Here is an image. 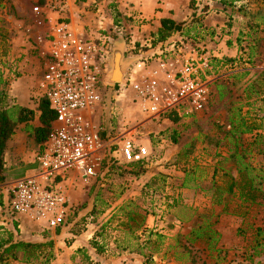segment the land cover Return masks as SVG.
Wrapping results in <instances>:
<instances>
[{"label": "rangeland", "instance_id": "rangeland-1", "mask_svg": "<svg viewBox=\"0 0 264 264\" xmlns=\"http://www.w3.org/2000/svg\"><path fill=\"white\" fill-rule=\"evenodd\" d=\"M35 1L0 0V74L7 82L0 91L6 104L19 105L12 92L26 88L27 102L34 111V120L18 124L6 144L0 200L7 186L32 176L36 169L33 158L39 144L29 128L37 124L39 116L33 96L44 52L38 38L43 37L46 26L39 24L32 12ZM124 1V11L116 0H75L70 8L74 21L85 32H109L115 42H154L160 23L157 29L153 15L142 18L134 3ZM156 1L162 6L156 11L164 8L181 26V31L168 39L202 46L211 56L206 104L190 117L148 121L138 113L126 88L108 89L112 112L105 109L102 121L110 123L113 137L124 134L146 146L150 162L126 164L118 160L105 165L95 181L85 182L76 176L59 180L70 207L64 226L47 229L22 215L11 243L43 245L35 259L26 262L22 253L15 257L7 254L0 264H95L90 262L95 252L107 257L105 264H123L127 254L140 253L146 264L264 261V253L255 255L254 249L258 229L260 242L264 240V202L240 204L236 195L225 202L222 194V203H214L215 188L225 185L226 172L236 177L233 162L223 160L235 144L236 136L226 135L232 130V121L259 126L242 135L239 149L246 151V161L264 169V153L257 154L264 143L254 140L256 134L264 136V0H234L233 5H223L220 0ZM185 172L196 179L190 183L192 188L180 187ZM225 203L227 213L222 212ZM208 224L217 233L213 249H208L205 237L190 242L194 238L191 231ZM6 239L8 236L0 243ZM48 241L50 247L44 245Z\"/></svg>", "mask_w": 264, "mask_h": 264}, {"label": "built area", "instance_id": "built-area-1", "mask_svg": "<svg viewBox=\"0 0 264 264\" xmlns=\"http://www.w3.org/2000/svg\"><path fill=\"white\" fill-rule=\"evenodd\" d=\"M75 0H36L32 7L46 32L38 38L44 46L40 98L53 111L46 139L34 154L35 173L11 183L0 200V240L14 238L20 217L27 216L47 229L66 223L70 207L59 180L76 176L95 181L105 165L120 160L147 164V147L124 134L112 136V112L107 90L126 88L132 104L148 121L170 116L190 117L206 104L211 83V56L204 47L182 39L124 41V57L131 60L124 82H108L115 40L109 32H85L73 19ZM115 154H117L115 156ZM109 165V166H110ZM7 240V239H6Z\"/></svg>", "mask_w": 264, "mask_h": 264}, {"label": "trees", "instance_id": "trees-1", "mask_svg": "<svg viewBox=\"0 0 264 264\" xmlns=\"http://www.w3.org/2000/svg\"><path fill=\"white\" fill-rule=\"evenodd\" d=\"M234 0H230V2H226V0H220V2L225 5H233ZM161 27L158 29L156 33V39L154 43L162 42L165 39L169 38L172 33L181 31V26L174 22L171 19H162L160 21ZM7 85L6 80L0 74V86L2 90ZM117 87V85H114ZM219 88V87H218ZM0 91V99L2 101L0 105V182L4 180L3 173V158L5 154L6 144L11 136L14 134V130L18 124L21 123H29L34 120V111L25 107H21L19 105H8L5 103V95L3 91ZM37 111L39 112L38 116V126L31 127L32 129V138L33 140L41 144L46 137L48 136L51 123L54 119L53 111L50 109L48 102L40 98L37 103ZM234 124L232 130L226 135H230L231 138L236 136L235 144L233 147V152L228 155L227 158H224V162L227 160H231L233 163L234 170L236 172V177L230 176L226 172V176L228 179L224 186H216L217 200L214 201L215 204L220 205L222 203V194H225V202L228 199V196L236 195L240 204L248 203V204H259L260 202H264V189H263V181H264V169L258 168L255 165H252L249 160H245L247 157L246 151L242 148L239 149V141L242 135L252 133L257 130L259 126L248 125L243 120H235L232 121ZM255 142L264 143V136L261 134H256L254 137ZM263 150L258 149L257 154H263ZM193 174L191 172H185L184 176L181 178L180 187L189 189L192 188L190 185L191 182H195L196 179L192 178ZM223 213H227L226 203L222 209ZM194 235V238L190 240V242L196 241L205 237L208 240V249H213L214 244L217 241V233L211 229V225H206L200 227L198 229H193L191 231V235ZM261 235V230H257V244L254 246L255 255H260L264 253V240L263 243L260 242L259 236ZM11 237L9 236L7 240H3L0 243L1 253L0 260L7 254H12L15 257L16 253H22V257L24 261L28 262L30 259L37 258L36 253L39 248L43 245L40 243L34 242H24V241H15L13 243ZM10 243V244H9ZM213 243V244H212ZM8 244V246H6ZM44 245L50 247L52 245L51 241L45 242ZM258 247L260 249L258 250ZM257 264H264L263 262H257Z\"/></svg>", "mask_w": 264, "mask_h": 264}, {"label": "crops", "instance_id": "crops-1", "mask_svg": "<svg viewBox=\"0 0 264 264\" xmlns=\"http://www.w3.org/2000/svg\"><path fill=\"white\" fill-rule=\"evenodd\" d=\"M128 1L131 3H134V7L138 11L140 17L143 18L145 16L148 17V16L153 15L156 18V21L154 20V23H155L154 27H156L157 29L159 28V27H157V24L159 26L161 19L166 18V19H171L173 21H176V20H174L175 17L173 18V16H170V14L166 15V13H165L166 10H164V8H162V11H156L157 9H161V7H162L160 4L157 3L156 0H128ZM116 2L119 4L118 5L119 9L124 11L123 5H126L125 1L124 0H116ZM128 4H130V3H128ZM164 7H165V5H164ZM171 7H172V5L170 3H168L167 9H170ZM157 14L160 15L159 18L157 17ZM160 26H161V24H160ZM40 76H41V71H40ZM39 81H40V77H39L38 84L36 87V89H37L36 95L39 93V89H38ZM27 92L28 91L26 88L25 89L19 88L18 90H13L12 94L16 97V99L19 103V106L30 108L29 107L30 105L27 102L29 100L26 99ZM36 95L33 96V98L36 97ZM38 125H39V122H38V117H37V124H34V126H38ZM227 217L232 218L231 215H228ZM179 221L177 219H174V222H179ZM145 227H147V229L149 228L150 231H154V229H151L150 228L151 226H149V225H146ZM145 234H147V232H145ZM142 256L143 255L141 253L137 254V255L127 254L126 255V263H123V264H146V263H143V261H142L143 257ZM106 260H107V257L105 255L95 252L93 254V256L91 257L90 262L93 261L95 264H105ZM91 264H93V263H91Z\"/></svg>", "mask_w": 264, "mask_h": 264}, {"label": "water", "instance_id": "water-1", "mask_svg": "<svg viewBox=\"0 0 264 264\" xmlns=\"http://www.w3.org/2000/svg\"><path fill=\"white\" fill-rule=\"evenodd\" d=\"M124 41L115 42L111 51L110 70L108 74V82L113 84H122L124 82L125 73L131 64V60L124 57Z\"/></svg>", "mask_w": 264, "mask_h": 264}]
</instances>
